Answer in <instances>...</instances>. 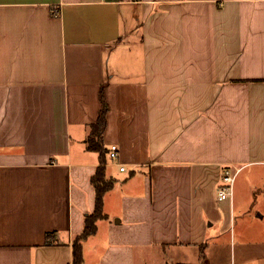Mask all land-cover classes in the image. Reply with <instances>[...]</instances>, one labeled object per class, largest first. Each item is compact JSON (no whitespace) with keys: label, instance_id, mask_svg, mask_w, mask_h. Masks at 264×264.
I'll return each mask as SVG.
<instances>
[{"label":"crops","instance_id":"1","mask_svg":"<svg viewBox=\"0 0 264 264\" xmlns=\"http://www.w3.org/2000/svg\"><path fill=\"white\" fill-rule=\"evenodd\" d=\"M102 88L119 155L83 264H200L213 206H236L223 168L264 166V0H0V264L72 263ZM244 231L230 264H264V223Z\"/></svg>","mask_w":264,"mask_h":264},{"label":"rangeland","instance_id":"2","mask_svg":"<svg viewBox=\"0 0 264 264\" xmlns=\"http://www.w3.org/2000/svg\"><path fill=\"white\" fill-rule=\"evenodd\" d=\"M233 199L236 202L233 211L229 200L220 202L213 206L214 213L206 219L207 224H211L210 234L204 248L201 247V253L197 254L200 264H230L231 260H238L239 248L236 243L240 231L247 229L244 233L253 236L255 226L264 223V219L251 217V214L264 210V166H248L237 175ZM181 255L189 262L187 264H198L190 251ZM205 257L208 261L204 260Z\"/></svg>","mask_w":264,"mask_h":264},{"label":"trees","instance_id":"3","mask_svg":"<svg viewBox=\"0 0 264 264\" xmlns=\"http://www.w3.org/2000/svg\"><path fill=\"white\" fill-rule=\"evenodd\" d=\"M104 89H101V101L102 107L100 113L95 122L90 125V133L87 137V149L91 151H96L100 156V164L98 166L97 172L92 177V183L96 189V203L95 209L92 213L85 216L83 231L78 234L73 242V260L71 264H83L84 253H83V242L89 236L97 232V222L99 219L106 218L107 215L104 212V196L107 191H109L114 185L113 178L106 177L105 163L107 161L108 149L106 148L103 140L104 131L107 126V112L109 105L104 98ZM45 244H58L56 239V233L50 231L46 233ZM177 264H187V263H177Z\"/></svg>","mask_w":264,"mask_h":264},{"label":"built area","instance_id":"4","mask_svg":"<svg viewBox=\"0 0 264 264\" xmlns=\"http://www.w3.org/2000/svg\"><path fill=\"white\" fill-rule=\"evenodd\" d=\"M118 155V146L115 144L111 145L109 149V156L112 159H117ZM241 169V167L234 165L225 166L223 168L220 184L217 190V197L219 200H223L233 196L234 183ZM121 170H125V166H121Z\"/></svg>","mask_w":264,"mask_h":264}]
</instances>
